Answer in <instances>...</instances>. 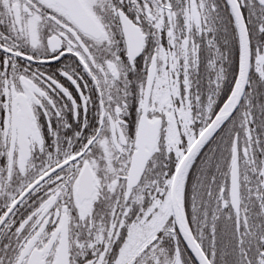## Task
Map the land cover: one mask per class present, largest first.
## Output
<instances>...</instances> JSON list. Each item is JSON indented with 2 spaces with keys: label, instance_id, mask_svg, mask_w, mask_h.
Segmentation results:
<instances>
[{
  "label": "snow or ice",
  "instance_id": "snow-or-ice-1",
  "mask_svg": "<svg viewBox=\"0 0 264 264\" xmlns=\"http://www.w3.org/2000/svg\"><path fill=\"white\" fill-rule=\"evenodd\" d=\"M0 264H264V0H0Z\"/></svg>",
  "mask_w": 264,
  "mask_h": 264
}]
</instances>
